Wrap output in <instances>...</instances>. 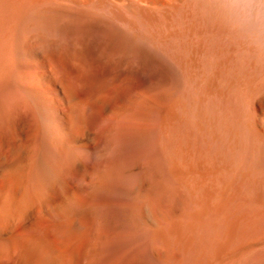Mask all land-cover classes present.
Here are the masks:
<instances>
[{
    "label": "rangeland",
    "instance_id": "rangeland-1",
    "mask_svg": "<svg viewBox=\"0 0 264 264\" xmlns=\"http://www.w3.org/2000/svg\"><path fill=\"white\" fill-rule=\"evenodd\" d=\"M78 21L79 19L77 18V22ZM74 22L75 20L71 22L72 25ZM81 22L82 21L80 20V23L78 22L77 24L81 25ZM100 24L104 25V23H99V26L101 27L102 25ZM106 24L107 23H105L104 25L105 27L107 26ZM95 26L91 25L90 27L85 25L84 29L81 30L80 27L77 29L76 27L78 26L76 25L75 27L74 25L76 29L71 32L75 33V37L71 35L70 38V35H68V31L70 30L68 28L70 27L71 29V27L73 26H70V24H68L67 26L63 25V27L65 28H62L60 32V38H62L60 40L62 41V43L60 42L61 44H58L57 47L53 48V50L56 49V52L57 49H59L58 54L60 57H57L60 58L59 60H56L57 58L50 59L51 57L55 58V56H58V54L56 52H53V50H51L52 52L48 50V48L46 47L47 45L44 44L42 45L44 48L38 49L39 52L27 51L23 49L16 50L12 54H10L5 64H1L7 65L5 69V75L2 79H0V149H2V151L0 150V154H2L0 155V206L2 205L0 207V218L2 217V220L0 219V233H2V235L0 234L1 240L9 242L13 237V233H16L18 229L28 227H33L35 229L37 228L36 235L33 236V238L35 237L34 240H37V243H42L44 241V231L52 238L61 241L64 239V232L66 231V227H68L69 231L76 236H86L87 234L93 232L92 230H107L106 226L108 227V219L106 214H93L91 216V219H89L73 205L70 196L62 189L55 190L54 193L56 194L51 192L56 197L57 204L54 203L52 199H50L51 193L46 187L41 186L39 189L38 187L35 188L32 176L35 173L38 174L44 171L45 174L47 173L46 175L49 178L51 177V184L56 186V188L65 178H67L70 184L74 187H72L73 189L81 190L83 189V187H85L83 181L75 178L73 175L71 176V174L68 172H64L65 174H60L56 167L53 166V163L50 161V159L47 157L46 151L51 146L52 138L53 141H57L62 149L66 151L65 149L67 148V146H70V144L71 146L75 145L74 143L66 145L69 143V141L67 142L68 138L70 136H75V138L77 139L75 143L76 145L80 146H77V156L80 158L79 160L82 163L88 164L91 162L92 156H90L87 147L95 145V142L92 141V143L91 141H88L89 134L97 135L109 130H112L114 132H120L124 130H143V132H146L147 134V137L144 140V144L151 150L150 156L146 163L148 169H150L148 171V175H146L147 177H144V179L147 180L144 181L143 179L142 181V183H144L142 184L141 189H139V191H137V193H135L134 195H130V197L133 196L135 198V206L132 208L131 212V219L135 223L131 221L132 227H134L136 231H145L150 233L155 225L158 224L162 229V233L167 234L163 235L165 236L164 241L162 239V241L160 242H152L151 238L145 241L142 239H136L133 244L135 246L143 245L148 258L153 257L152 249L154 245L158 246V248L160 247L159 253L163 252V254L160 255L166 260H163L164 264H230V262L231 264H253L254 257L252 253L240 258L236 253L237 251H235L239 244L237 237V219H239L238 208L232 206L230 208L231 210H224V208L220 205V203H222V201L224 200L225 195H227L228 192H230L228 193V195L231 194V191L229 189H234L232 186L233 177L236 178L237 176L233 175L232 172H228V166L225 165V163L217 154L215 155L213 149L217 145L228 147L237 146L239 143L237 137L242 131H246L249 135L254 134L260 139L264 140V63L251 65L211 66L140 65L136 63L135 59L132 58L131 61L129 59V61L131 62L130 63L127 60L128 57L125 56L126 61H124V63L129 65H121L124 60V58L122 57L124 56V54L122 53V49L116 41L117 35L115 33H118V31H116L112 25L110 26V29L109 27L107 28V30L106 28L103 29L106 30V32L108 31L107 33L109 34L104 35L105 31L103 32L102 35H104L105 38L106 35L108 37L106 39L100 33L96 32L97 34H100L99 36H102V38L105 39H102L101 42V37H99L92 30L94 29L95 31L96 29L98 31V29H100ZM88 27L89 29L93 27L91 29L92 32L88 29ZM63 29L68 34L62 32L64 31ZM76 30H78L79 32ZM84 30L85 34H89L90 37L92 35L94 37L95 35H97L98 38L95 39V44H93L94 42L92 43L91 41V43L88 41L89 44L86 43L89 35L86 36L83 32ZM100 31L101 29L99 30V32ZM111 31H113L114 34H112L113 32L111 33ZM80 34L82 36L81 39L79 38ZM84 35L88 38L86 39ZM112 35H114V37H112ZM83 37L86 40H84L85 42H82ZM109 38H111V41H109ZM113 38L115 39L116 43L114 42ZM63 39L66 41V44L63 43ZM73 40H75V42ZM78 41L80 42V44L77 43ZM108 41L110 42L109 44L107 43ZM112 41L114 42L113 44H116V46H113ZM105 43H107V45ZM64 44H68L66 46L67 48L64 47ZM62 45L64 46L59 47ZM46 51H50V53H53L54 56L53 54L50 55V53ZM27 52L30 53L28 54ZM61 57L63 60L61 59ZM114 57L116 58L114 59ZM70 60L72 61L70 62ZM225 66H228V69ZM258 70H260L261 72ZM25 73H27L28 76ZM78 73H81V75L79 76ZM243 73H245V75H243ZM77 74L79 78L75 77L77 76ZM82 75L83 77H81ZM248 79L252 81V83L255 82L259 84V87L255 90L251 103L243 102L241 97L238 100V97L234 92L237 87L242 85V83ZM234 83L236 86L234 85ZM76 87H78V89ZM27 88L30 91L27 90ZM162 92L165 93V97L161 95L163 94ZM203 95L205 96V98ZM167 100L172 103L177 102L183 104L177 105V103H174L176 108L175 110H178V114L175 112V118L173 117L166 123L163 119V116H165V108L166 104L168 103L166 102ZM178 100H181L182 102ZM131 101L137 102L132 103ZM127 104H129V107L127 106ZM163 109L165 110V112ZM82 116L83 118H81ZM177 116L179 117V119ZM68 118L73 119L75 123L73 120H70ZM55 119L57 122H54ZM65 119L68 121H66ZM81 119H86V121L83 120V122H85L82 125L80 122ZM69 120L73 122L70 123ZM72 123H74L76 127H74V125L67 127V124L70 125ZM165 127H167L168 129L167 131L165 130ZM162 130L164 131L163 133L166 134L165 137H167L165 145H162L163 143L160 142V140L158 141L157 133L159 131L162 132ZM171 133L173 137L171 136ZM235 134L236 137H234ZM58 135H60L61 137L62 135H64L65 137L67 136V138H65L64 136L62 138H59ZM29 140L30 142H28ZM63 141L67 143H64ZM228 143L232 144H229V146ZM108 146L112 147L110 148L108 154L106 156L103 154H97L94 157L96 162L98 161L99 163L107 156H113L117 148L121 146L134 148L136 145L131 142H115L112 145L108 144ZM17 155H20V157H18ZM212 156H214L215 158ZM185 158L186 161H184ZM175 160L177 163H175ZM181 162L184 163V165ZM192 163L194 164V167L192 166ZM18 165L20 166L19 168ZM172 165H178V167H173ZM185 165L188 167H186ZM152 166L153 168H151ZM179 166L181 169H184L181 170ZM172 168L177 169L178 172L172 170ZM18 169L21 171H19ZM201 169H203L204 171ZM179 170H181L183 173ZM173 171L176 172L174 173L176 175L173 174ZM150 172H154L156 176ZM225 173L227 174V176H225ZM20 174L23 175L21 178ZM58 174H60V176ZM180 174L181 176L179 177L178 175ZM229 174L233 177L229 178ZM213 177L217 180H214ZM154 178L155 181L153 180ZM229 179H231L232 181ZM16 180L17 183L21 182L20 186L16 183ZM159 180L161 181L159 185L162 189V193H160V196L163 197H160V215L157 214L155 205L156 203H154V194L152 193L151 186L154 182ZM196 180L198 182H196ZM228 180L230 181V183ZM52 182H54V184ZM25 185L26 187H22ZM189 186H191V188H189ZM15 188H17V192L14 191ZM22 188H24V190H22ZM25 190L26 192H24ZM206 190H208V192L210 191L209 193H211L213 196L206 192ZM255 190L258 192V194H260L261 189L257 188ZM22 191L25 193V196ZM145 193L147 194V196ZM206 193L208 197H206ZM15 194H17V197L15 196ZM21 194H23V196ZM194 194H196L197 196H194ZM200 196L201 198L203 196V198H199ZM236 196H238L236 193L235 195L233 194L232 202L237 199ZM112 197L116 200L126 198L125 195L120 192L113 193ZM202 200L204 201L202 202ZM206 200L209 202H207ZM255 202H257L258 204L261 202L259 195L255 198ZM47 203L50 204L48 205ZM206 204H210L209 206H215L209 207ZM42 205H45L44 208ZM62 206L69 208L70 216L67 215L66 217H64L62 215ZM204 206L209 210H206ZM236 206L238 205L236 204ZM26 210L28 212H26ZM45 211L48 213H45ZM50 216L51 218L53 216L54 219H51ZM61 216L64 218H62ZM10 218H12V220ZM230 219L231 221H229ZM3 220L5 221V223L3 222ZM11 227H13V229ZM163 227L165 228L163 229ZM5 229H7L8 231ZM3 237H8V239H2ZM253 238L254 237L252 236V239ZM224 244L225 246H223ZM263 246L264 245H260L257 248L260 249L263 248ZM177 251L180 253H178ZM225 251L227 253H225ZM113 252L119 253V249L116 245L107 246L104 249L103 255L108 256ZM232 254L235 256L232 257Z\"/></svg>",
    "mask_w": 264,
    "mask_h": 264
},
{
    "label": "bare ground",
    "instance_id": "bare-ground-1",
    "mask_svg": "<svg viewBox=\"0 0 264 264\" xmlns=\"http://www.w3.org/2000/svg\"><path fill=\"white\" fill-rule=\"evenodd\" d=\"M77 18L79 19V21H78L79 23H80V20L82 21L81 25L77 24L78 23ZM229 19H230V14L223 7L220 6V4L217 2V0H0V79H2L4 77L5 69L7 67V65H1V64H5V62H7V59L9 58L10 54H12L14 51L19 50V49H23V50H27V51H38L39 48L40 49L44 48L42 46L44 44L47 45L46 47L48 48V50H50V51L53 50V48L57 47L58 44L62 43V41L60 40V39H62V38H60V34H61L60 32H61L62 28H65V27H63V25L67 26L68 24H70V26H73V27H71V29H70V27L68 28L70 30V31H68L69 34L67 32H65L64 29H63L64 31H62V32H65L66 34L70 35V38H71V35H73V37H75L74 36L75 33L71 32V31H74V29H76V28L78 29L79 27L82 30V29H84L85 25L90 26V27H91V25L92 26L96 25L95 27L101 29L100 32H99L100 29H98V31L95 29V31H94V29H92L93 27L90 29L88 27V29L91 32L93 30V32H95V33L98 32L101 35L103 34L104 31H105L104 35L108 34L107 33L108 31L106 32V30L108 27L110 29V26L112 25L113 28L116 31H118V33L117 32L115 33L117 35L116 41H117L118 45L120 46V48L122 49V53L124 54V56H122L124 58V60H123V63L121 65L126 64V63H124V61H126L125 56L128 57V59H127L128 61H129V59L131 61V58H132V59H135L136 63H138L140 65H210L211 66V65H251V64H257V63H264V54L255 53L251 48H249L247 45L242 43L237 38V36L235 34H233L231 31H229V29L227 27V22ZM74 20H75V22L72 25L71 22H73ZM99 23H104V25H105V23H107L106 24L107 26L105 27L103 24H100V25H102V27L104 26L102 28L101 26H99ZM74 25H75V27H76V25L78 27L75 28ZM82 25H83V27H82ZM105 28H106V30H103ZM115 30H114V32H115ZM76 31H78V30H76ZM83 32L85 34V30ZM112 32L113 31H111V33ZM114 32L112 34H114ZM100 34H97V35L99 36ZM85 35H84V37L87 39L88 37H86V36H88L89 34L86 36ZM97 35H95V37L92 35L94 37L93 38L91 36L92 40H91V37L89 35L90 39L88 38L87 41L83 37L82 42L86 41V43H88V41L89 42L91 41L92 43L94 42L93 44H95V39L98 38ZM104 35H102V36L104 37ZM76 36H78V35H76ZM102 36H99V37H101L100 38L101 42H102V39L105 38V37L102 38ZM64 37H66V36H64ZM81 37L82 36L80 34L79 38L81 39ZM112 37H114V35H112ZM106 38H108L107 35H106ZM74 39H77V38H74ZM109 39H110L109 41H111V38H109ZM64 41H63V43L66 44V41L65 42ZM73 41L75 42V40H73ZM109 41L107 42L108 44L110 43ZM116 41L114 39L115 43H116ZM114 42L112 41V44ZM77 43L80 44L79 41ZM107 43H105V44L107 45ZM64 45L59 46V47H63ZM67 45H65L64 47H66ZM114 45L116 46V44H113V46ZM94 46H96V45H94ZM58 50L59 49H57V52H56V49H54L53 52H56L58 54ZM103 50H104V48H103ZM50 51H46V52L50 53ZM23 53H24V51H23ZM51 54H53V53H50V55ZM66 54H68V53H66ZM72 54H74V53H72ZM35 55H36V53H35ZM48 56H49V54H48ZM53 56H54V54H53ZM57 57H60L59 54H58V56H55V58L51 57L50 59H52V58L56 59ZM115 58L116 57H114V59ZM59 59L60 58H57L56 60H59ZM61 59H62V57H61ZM71 61L72 60H70V62ZM36 62H38V61H36ZM43 63H44V60H43ZM61 63H62V61H61ZM110 63H111V61H110ZM112 63H113V61H112ZM126 65H129V64H126ZM216 67H214V68H216ZM225 67H227V69H228V66H225ZM211 68H213V67H211ZM218 68H220V67H218ZM260 70H258V71H260ZM66 71H68V70H66ZM195 72H196V69H195ZM64 73H65V71H64ZM25 74L27 75V73H25ZM61 74H63V73H61ZM78 74H79V76L81 75V73H78ZM78 74L75 77H78ZM243 75H245V73H243ZM81 77H83V75ZM186 78H187V76H186ZM240 78H242V77H240ZM230 79H232V78H230ZM260 80H261V78H260ZM260 83H262V82H260ZM70 84H72V83H70ZM237 84H238V82H237ZM227 85H229V84H227ZM234 85H235V83H234ZM258 87H259L258 83H255V82L252 83V81H250L248 79V80L244 81L242 83V85L237 87V89H235L234 92H235L236 96L238 97V100L241 97L243 102L251 103L253 100L255 90ZM76 88L78 89V87H76ZM71 89H73V88H71ZM208 89H210V88H208ZM27 90H29V89L27 88ZM164 91H165V89H164ZM181 93H183V92H181ZM161 95H163V97H165V93H163ZM161 95H159V96H161ZM200 97H201V95H200ZM204 98H205V96H204ZM17 99H19V98H17ZM48 101H49V99H48ZM178 101H181V100H178ZM136 102H132V103H136ZM166 102H168V103L167 104L165 103L166 104V108H165L166 112L163 109L165 112V116H163L164 117L163 119L167 123V121H169L173 117L175 118V116H174L175 112L177 113L178 110L177 111L175 110L176 109L175 104L177 102H174L175 104L172 102H169L168 100ZM92 104H93V102H92ZM178 104H181V103H177V105ZM221 104H223V103H221ZM127 106L129 107V104H127ZM39 107H40V105H39ZM254 108H255V103H254ZM211 113H212V111H211ZM255 113H256V111H255ZM81 118H83V116ZM68 119H70V118H68ZM178 119H179V117H178ZM70 120H73V119H70ZM70 120H69L70 123L74 121V120L73 121H70ZM83 120L86 121V119H81V121H80L81 125L84 124V122H85V121L83 122ZM55 121H56V119L54 120V122ZM66 121H68V120H66ZM74 123H75V121H74ZM74 123H72L70 125L67 124V127L68 126L70 127L73 125H74V127H76ZM60 124H62V123H60ZM5 128H7V127H5ZM11 128H12V126H11ZM165 130L166 131L168 130L167 127H165ZM163 132H164L163 130H162V132L159 131L157 133V135H158V141L160 140V142L163 143L162 145H165V143L167 141V139H166L167 137H165L166 134ZM217 132H218V130H217ZM255 133H256V131H255ZM261 133H262V131H261ZM236 134L234 137H236ZM60 135H58L59 138L61 137ZM30 136H32V135H30ZM63 136L64 135H62V137ZM171 136H172V133H171ZM146 137H147V134H146V132H143V130L142 131L124 130V131H120V132H114L112 130H109V131H106L102 134H97V135L96 134H91V135L89 134L88 135V141L95 142V145L94 146L91 145V146L87 147V150L89 151L90 156H92V160L88 164L82 163L79 160L80 158L77 156L78 147H80V146L76 145L75 142L77 141V139L75 138V136L74 137L70 136L68 138V140L66 139L67 142L69 141V143L66 145H69L70 143L75 144L74 146H71V144H70L71 147L67 146V148L63 145L66 148L65 149L66 151H64L62 149V147L58 144L57 141H53V138H52L51 146L47 149L46 155L50 159V161L53 163V166L56 167V169L58 170V172L60 174H63L64 172H68L71 174V176L73 175L75 178L83 181V183L85 184V187H83V189H81V190L73 189L74 187L70 184L69 180H67V178L64 177L65 179L56 188V186L51 184V179H50L51 177L49 178L46 175L47 173L45 174V172L43 171V172H40L38 174L35 173L32 176L33 177V184L35 185V188L38 187V189H39L41 186L46 187L50 193L51 192L54 193L55 190H57V189L64 190L70 196L73 205L77 209H79L89 219H91V216L93 214H98V213L106 214L107 219H108V227L106 226L107 230H105V231L92 230L93 232L87 234L86 236H76V235H73L69 231L68 227H66V231L64 232L65 236L63 235L64 239L61 241L56 240L55 238H52L49 234H47L44 231V241L42 243H39V242L37 243L36 242L37 240L36 241L34 240L35 237L33 238V236L36 235V229L37 228L35 229L33 227H28V228L18 229V227H17L18 230L16 231V233H13V237H12L11 241L5 242V241L1 240V238H0V264H164L163 260H165V258L161 257V255L163 254V252H162L163 250L161 251L162 253H159L160 247L158 248V246L154 245V247L152 249L153 257L148 258L146 253H145L143 245L142 246H135L133 244V242L136 239H142L145 241V240L151 238L152 242H160V241H162V239L164 241L165 236H163V235L167 234V233H165V234L162 233L161 227H159V225L156 223H155L156 225L154 224L155 227L153 228V230L150 233L145 232V231H136L135 228L132 227V222H134V221H132V219H131L132 218L131 212H132V208L135 206V204H134L135 198L133 196L130 197V195H132V194L134 195L135 193H137V191H139V189H141V186L144 183V182L142 183V181H143L144 177L146 175H148V173H149L148 171L150 169V168L148 169L147 164H146L147 160L150 156V153H151V150L144 144V140L146 139ZM65 138H67V136ZM237 138L239 140V143L235 147L217 145L213 149L215 152V155L217 154L221 158V160L225 163V165L228 166V172H230V173L232 172L233 175L237 176L236 178H234L232 175L230 176V174H229V176H228L229 178L233 177L232 186L234 189L233 190L229 189L231 191V194L228 195V193H230V192H228L227 195H225L222 203H220V202L219 203L224 208V210H229L232 206H235V208L236 207L238 208V218L239 219H237L238 220L237 237H238L239 244L237 246V249H235V251H237L236 253L239 255L240 258L244 257L247 254L249 255L252 253L253 257H254L253 258V260H254L253 264H264V246H263V248H260V249L257 248L260 245H264V140L260 139L259 137H257L254 134L249 135L246 131L245 132L242 131ZM28 142H30V140ZM32 142H33V140H32ZM60 142H61V140H60ZM67 142H64V143H67ZM115 142H121V143L131 142V143H134L136 146L134 148H127L125 146H121V147L117 148V150L113 156H107L104 160L100 161L99 163H98V161L96 162L94 157L97 154H100V155L103 154L106 156L108 154L110 148H112V147L108 146V144L112 145ZM229 144L231 145L232 143H228V145ZM21 145H24V144H21ZM30 146H29V148H30ZM0 150L2 151V149H0ZM0 155H2V154H0ZM18 157H20V155ZM165 157H166V155H165ZM212 157H214V156H212ZM209 159H211V158H209ZM166 161H168V160H166ZM184 161H186V158ZM200 161H202V160H200ZM213 161H214V159H213ZM168 162H170V161H168ZM25 163H27V162H25ZM175 163H177L176 160H175ZM148 164H150V163H148ZM182 164L184 165V163H182ZM19 165H18V168L20 167ZM174 165H172V166L178 167V165H176V166H174ZM193 165L194 164L192 163V166ZM186 167H188V166H186ZM151 168H153V166ZM179 168H180V166H179ZM208 168H209V166H208ZM31 169H32V167H31ZM169 169H170V167H169ZM183 169H181V170H183ZM224 169H225V167H224ZM172 170L177 171V169H173V168H172ZM181 170H179V171H181ZM201 170H203V169H201ZM5 171H6V169H5ZM16 171H17V169H16ZM19 171H21V170H19ZM46 171H48V170H46ZM150 173L154 174V172H150ZM174 173H176V172L173 171V174ZM184 173H185V171H184ZM60 174H58V175L60 176ZM174 175H176V174H174ZM7 176H8V174H7ZM15 176H17V175H15ZM22 176L23 175L20 174V178ZM178 176L180 177L181 174ZM225 176H227L226 173H225ZM211 177H212V175H211ZM49 179H50V181H49ZM213 179H214V177H213ZM231 179H229V180H231ZM146 180L147 179H144V181H146ZM153 180L155 181V178ZM219 180H220V178H219ZM19 181H21V180H19ZM159 181L154 182L152 185L149 184L152 186V193L154 194V195L153 194L152 195L154 196V201H155L154 203H156L155 205H156L158 215H160V210H161L160 209V204H161L160 193H162L161 192L162 189L160 188V185H159V183H161V181L160 182ZM204 181H206V180H204ZM223 181H224V177H223ZM133 182H134V184H133ZM196 182H198V181L196 180ZM16 183H17V180H16ZM20 183H17V184L20 186L21 185ZM52 183L54 184V182H52ZM221 183H223V182H221ZM229 183H230V181H229ZM26 185L22 186V187H26ZM208 185H209V183H208ZM202 186H205V185H202ZM220 187H221V185H220ZM229 187H230V185H229ZM189 188H191V186H189ZM200 188H202V187H200ZM257 188L261 189L260 194H258V192L255 190ZM16 189L17 188H15L14 191H16ZM29 189H31V188H29ZM43 189H45V188H43ZM22 190H24V188H22ZM20 191H21V189H20ZM210 191H211V189H210ZM24 192H26V190ZM24 192H23V194L25 196ZM115 192L122 193L123 195H125L126 198H123L121 200L114 199L112 197V194ZM206 192H208V190H206ZM225 192H226V190H225ZM52 193L50 194L51 198L50 197L49 198L52 199V201L57 204L56 197L54 195L56 193H54V194H52ZM235 193L238 196H236L237 199L236 200L234 199L235 201L232 202L233 201L232 196H233V194L235 195ZM23 194H21V195L23 196ZM209 194H211V193H209ZM257 194L259 195L260 201H261L259 204L257 202H255V198L258 196ZM16 195L17 194H15V196ZM195 195L196 194H194V196ZM206 195H207V193H206ZM146 196H147V194H146ZM211 196H213V195L211 194ZM2 197H3V195H2ZM206 197H208V195ZM149 198H151V197H149ZM161 198H163V197H161ZM199 198H201V196ZM202 198H203V196H202ZM152 199H153V197H152ZM207 200H209V199H207ZM217 200H219V199H217ZM21 201H23V200H21ZM203 201L204 200H202V202ZM207 202H209V201H207ZM141 203H143V202H141ZM236 204L238 206H236ZM59 205H60V201H59ZM206 205L209 206L210 204H206ZM12 206H13V203H12ZM42 206L44 208L45 205H42ZM213 206H215V205H213ZM213 206H209V207H213ZM14 208H15V206H14ZM30 208H32V207H30ZM205 209L209 210L206 207H205ZM27 210H26V212H28ZM61 210H62V215L64 217H66L70 213V210L67 207L62 206ZM202 211H204V210H202ZM42 212H44V211H42ZM45 213H48V212L45 211ZM10 214H11V212H10ZM60 214H61V211H60ZM106 216H104V217H106ZM10 217H12V216H10ZM44 217H45V214H44ZM64 217H62V218H64ZM50 218H51V216H50ZM52 218H53V216H52ZM10 219L12 220V218H10ZM231 219L229 221H231ZM38 220H40V219H38ZM216 220H217V218H216ZM51 221H54V220H51ZM90 221H88V222H90ZM3 222L5 223L4 220H3ZM14 222H15V220H14ZM10 224H12V223H10ZM230 225H232V224H230ZM2 226H4V225H2ZM169 227H171V226H169ZM11 228L13 229V227H11ZM164 228L165 227H163V229ZM229 228H230V226H229ZM1 229H2V227H1ZM5 230H7V229H5ZM171 233H173V232H171ZM0 234L2 235V233H0ZM228 234H230V233H228ZM232 234H234V233H232ZM252 236L254 237L253 239H252ZM8 237H5V238L8 239ZM5 238L3 237L2 239H5ZM166 238H167V236H166ZM166 243H168V242H166ZM114 245H116L118 247L119 253L113 252L108 256H104L103 255L104 249L107 246H114ZM185 246H187V245H185ZM223 246H225V244ZM230 249H232V248H230ZM223 250H224V248H223ZM178 253H180V252H178ZM225 253H227V252L225 251ZM166 254H167V252H166ZM234 256L235 255H233L232 257H234ZM230 264H231V262H230Z\"/></svg>",
    "mask_w": 264,
    "mask_h": 264
},
{
    "label": "clouds",
    "instance_id": "clouds-1",
    "mask_svg": "<svg viewBox=\"0 0 264 264\" xmlns=\"http://www.w3.org/2000/svg\"><path fill=\"white\" fill-rule=\"evenodd\" d=\"M229 14V31L257 54H264V0H217Z\"/></svg>",
    "mask_w": 264,
    "mask_h": 264
}]
</instances>
